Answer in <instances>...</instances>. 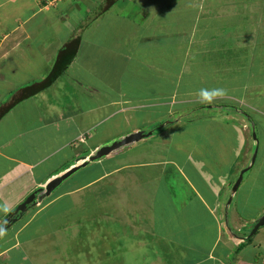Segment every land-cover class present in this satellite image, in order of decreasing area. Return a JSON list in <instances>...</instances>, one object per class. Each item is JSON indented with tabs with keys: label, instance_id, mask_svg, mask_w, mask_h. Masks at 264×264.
Instances as JSON below:
<instances>
[{
	"label": "crops",
	"instance_id": "crops-1",
	"mask_svg": "<svg viewBox=\"0 0 264 264\" xmlns=\"http://www.w3.org/2000/svg\"><path fill=\"white\" fill-rule=\"evenodd\" d=\"M56 3L55 8L59 12H56L54 6H41L38 2L33 5L25 0L22 3L24 6L15 8L12 14L0 21V68L12 72L6 83L3 82L6 77L0 80V105L7 102L17 88L42 81L55 69L60 74L49 87L18 103L0 120V137L8 136L7 140H0V185L5 186V183L10 181L8 190L4 187H0V190L6 193L7 199V193L12 192L13 195L15 192L18 195L17 201L9 203L5 202L4 196L0 197L5 207H10L16 202L19 204L23 200L22 192L29 194L47 182V176L55 174L57 177L82 162L81 156L89 155L99 146L110 143L112 139L116 140L135 132H121L118 135L117 132H112L102 140L97 137V133L106 129L108 123L117 125L115 123L130 109V100L133 101L136 96L149 100V107L160 108V99L165 96V77L162 71L166 64L167 37L170 35L168 39L171 38L172 43H179L181 28L192 24L197 16L184 12L192 9H187V3L183 0H168L159 5H156V0H116L109 9H104L108 0H59ZM63 13H68L70 18H62ZM106 13L110 14L109 18L116 16L115 20L107 18V22L103 23L104 29L113 33L111 43L116 41V37L120 39L119 43L116 42L111 47L117 48L116 54L121 57L119 61H124V69L131 75L126 77L123 72L120 76L106 71L100 74L97 68L88 70L83 76V71H74V74L78 72L82 79L76 77L77 80L75 78L72 81L76 82V96H71V90H64L67 83L62 76L72 65L79 66L80 61L77 62L76 59L81 51H84L88 58L97 53V41L92 42L89 35L97 39L98 36L90 34V27ZM201 14L200 19L204 17V11ZM22 24L26 25L24 30H21ZM126 34L130 36L124 40ZM78 38L79 44L74 46L72 41ZM76 48L77 51L73 54L72 51ZM96 60L99 59L96 58L94 64L98 65ZM240 64L242 62H239L238 66ZM235 65L236 63L232 68ZM224 69L223 62L220 70ZM251 72L256 73L254 69H251ZM244 76L242 74L234 81V84L238 82L237 89L243 91L239 98L245 91L240 89L246 85ZM134 77L136 79H133ZM12 86L16 87L15 90H5L6 87ZM52 89L59 91L56 97H63L65 92L69 101L71 98L76 103L87 101L88 107L77 112L67 110L63 112V116H41L40 113L36 115L29 102L46 91V94L52 93ZM120 104L123 106H118ZM29 111L34 113V117H27ZM202 111L206 112L200 108V112ZM257 111L258 113H253L249 124L246 121L251 132H256L254 151L258 148L252 155H247L244 147L241 149L245 144L246 130L242 129L240 132L241 127L231 130L228 126L223 130L222 124L220 129L213 130L212 121L209 120L211 140L209 146L204 144L197 149L201 154L191 155L184 150L183 156L166 152L160 159L158 154L141 161L128 159L118 165L113 164L109 169H103L98 178L88 180L90 183L87 182L89 184L84 187L78 186L67 192L74 196L82 188L97 184L105 177L110 179L111 184L123 187L121 192L124 197L125 191H128L126 183L130 184L129 187L137 186L136 191L142 194L143 206L147 208L140 211L143 217L142 228L146 229L155 243L152 245L154 257L148 264H165V261L166 264H264V225L254 231L258 221L264 216V113ZM142 112H149L148 108L145 107ZM162 118L163 116L148 119L145 121L147 127ZM69 120L73 123H68ZM199 125L204 126H196ZM45 130H48L46 135ZM37 131H41L39 138L29 143L22 139ZM196 144L202 143L196 140ZM208 148L209 153H206ZM110 155L106 159L110 160ZM43 162L47 165L53 162L54 169H48L45 173L38 170L39 167L47 166H36ZM34 165L38 168L35 169ZM88 166H92L91 163ZM249 167L253 178L248 180L245 187L239 186L237 196L232 195L229 198L235 180L241 171L244 180ZM15 169H20L21 177L24 178L21 180L22 186L14 179ZM257 177L261 179L258 190L252 184H255ZM28 185L31 186L30 191L25 190ZM18 186L19 188H16ZM176 187L179 189L175 190ZM177 194L181 195L172 197ZM56 197L58 196H53L54 199ZM226 211H229L228 218L232 223L230 225H223L222 222ZM118 217L113 220L123 223L126 227L128 225L130 231H133V227L128 224L129 217H126L127 220ZM91 219L95 220L96 217ZM74 221L82 224L81 220ZM152 223L158 225L156 233L155 228L151 227ZM193 232L195 238H185ZM115 234L117 239V232ZM113 249L116 250V247Z\"/></svg>",
	"mask_w": 264,
	"mask_h": 264
},
{
	"label": "rangeland",
	"instance_id": "rangeland-1",
	"mask_svg": "<svg viewBox=\"0 0 264 264\" xmlns=\"http://www.w3.org/2000/svg\"><path fill=\"white\" fill-rule=\"evenodd\" d=\"M27 1L32 2L33 5L38 2L41 6L48 5L50 8L52 6L55 8L56 2L59 0L54 3H50L53 0H47L48 2H44V0ZM164 1L156 0V5L165 4L168 0ZM183 1L187 3V9H192L184 12L187 15L194 13L197 16L195 21L192 20V24L184 25L181 28V41H178L179 43H172L171 38L168 39L170 35L167 37L165 42L167 46L166 64L162 71L165 77V96L160 99V108L155 107L153 109L148 105L150 104L149 100L136 96L133 101L130 100L128 105L130 109L126 110L120 120L115 123L117 125L108 123L106 129L104 128L97 133V137L102 140L103 137H108L112 132L114 134L117 132L118 135L121 132L124 134L144 129L146 132L145 139L143 138L136 144L133 143L113 152L110 155V160L105 157L98 163L92 162V166L79 170L67 179L47 200L29 204L25 211L15 212L11 218L10 213L19 204L16 202L10 207H5L3 201L0 200V226H6L5 229L0 230V264H148L149 260L154 257L153 246L155 243L146 229L142 228L143 217L140 211L142 208V210L147 208L143 206L142 194L136 191L137 186L129 187L130 184L126 183L128 191H125L126 197H124L121 192L123 187L114 183L111 184L110 179L105 177L97 184L82 188L74 196L67 190L78 186L84 187L90 183L88 180L98 178L103 169H109L113 164L118 165L128 159L129 161H141L144 158L151 159L153 154H158L160 159L165 156L166 152H169L170 155L179 153V156H183L184 150L191 155L201 154L202 152L197 149H200L204 144L209 146V140H211L209 120L212 121L213 130L215 128L220 129L221 124L223 130L227 126L231 130L234 127H241L240 132L242 129L246 130L245 144L241 146V149L244 147L247 155H252V152L256 153L258 147L255 148V151L253 148L256 132L254 130L251 132L248 124L250 120L252 121L253 113H258L257 110L264 113V0ZM7 2L9 3L8 6ZM23 2L25 0H0V21L12 14L15 8L20 9L21 6H24L22 5ZM166 7H168L167 4ZM55 10L59 12L57 8ZM203 11L204 17L200 19ZM2 13L4 14L2 15ZM104 15L101 20L98 19L90 27V34L93 33L98 36L97 39L95 36L89 35L92 42L97 41V53L89 56L92 58H88L84 51H81L78 54V59H76L77 62L80 61L79 66L72 65L67 73L62 76V79H65L64 81L67 83L64 90H71V96H76V82L72 81L76 77L82 79L81 75L78 72L74 74V71H83V76L88 70L97 68L100 74L106 71L120 76L123 72L126 77L131 75L129 71L124 69V61H119L121 57L116 54L117 48L111 47L116 42L119 43L120 39L116 37V41L111 43L114 35L107 32L103 24L107 22L110 14ZM69 16L68 13H63L62 18H70ZM115 18L116 16L109 19L115 20ZM22 27L21 30H24L26 25L22 24ZM129 36L126 34L124 40L129 39ZM147 47L149 46L147 45ZM86 50L88 52V49ZM89 50L91 54L92 51ZM96 58L101 60V62L96 60L98 65L94 64ZM223 62L225 69L220 70ZM239 62L242 64L238 66ZM100 63L101 65H99ZM235 63V67L232 68ZM254 64L259 69L258 73L251 72V69H254ZM77 67L78 69H76ZM242 74L245 75L243 80H246V85L240 87L245 91L243 98H239L243 91L237 89L238 82L234 84V81L239 79ZM11 75L12 72H8V69L0 68V80L6 77L4 83L9 80ZM15 88L13 86L6 87L5 90L13 91ZM202 89H206L210 93L215 92V95L210 100L202 101L200 97ZM47 92L41 93L29 102L36 115L40 113L41 116L43 114L46 116L54 114L63 116V112L67 110L77 112L88 107L87 101L86 103H76L71 96V101H69L65 92L63 97L61 95L55 96L59 92L56 89H52V93L46 94ZM156 102H158L157 98ZM143 107H147L149 112H142ZM200 108L206 112H200ZM33 112L29 111L27 117H31ZM162 116L163 118L159 119L157 123L154 122L151 127H147L145 121ZM66 123L67 121L64 122V124ZM68 123L72 124L73 121L69 120ZM197 124H204V126L199 125L197 127ZM40 133L41 131L31 132L30 137L22 139L29 143L33 139L39 138ZM44 134H48V130H45ZM7 139L8 136L0 137V140ZM196 140H200L202 144H196ZM88 146L86 148H89ZM90 147L94 148V146ZM207 150L206 153H209V148ZM22 153L24 154V151ZM40 163L35 165H41V167L47 165L45 162ZM52 163H48L44 168L34 166L35 169L38 168L45 173L48 169L51 171L54 169ZM250 167L240 188L245 187L248 180L253 178ZM32 169L35 172L34 167ZM242 173L243 171L239 176ZM13 176L17 180V184L22 186L21 183L24 178L21 177L20 169H15ZM47 177L45 181L49 182L55 178V174ZM260 181L261 179L257 177L255 184L252 182L254 185L252 186L256 190H258ZM47 182H43L44 184L42 183L43 185L40 186L46 185ZM9 184L10 181L6 182L5 186L0 185V187L8 190ZM29 188H31L30 185L25 187V190L30 191ZM178 189V187L175 188V190ZM1 190L0 197L4 196L6 203L13 200L17 201L18 195L15 192L13 195L12 192L7 193L9 197L7 199L6 193L1 192ZM17 191L19 192L20 189ZM230 194L229 198L232 195L237 196V191L231 188ZM180 195L177 194L172 197L175 198ZM27 196V192H22L21 199H25ZM53 196L58 197L54 199ZM116 216H119L118 219L129 217L126 220H129L128 224L133 227V231H130L128 225L126 227L123 223L114 221ZM94 217H96L95 220L91 219ZM228 217L229 211L228 213L226 211L222 221L223 225L232 224ZM76 219L81 220L82 224H77L74 221ZM134 223L136 224L134 225ZM152 225L151 227L157 229L158 225L155 223ZM223 225L222 227H224ZM233 229L235 228L233 227ZM185 232L188 233L187 230ZM195 237L194 232L185 236V238L191 239ZM113 247H116L117 251Z\"/></svg>",
	"mask_w": 264,
	"mask_h": 264
},
{
	"label": "water",
	"instance_id": "water-1",
	"mask_svg": "<svg viewBox=\"0 0 264 264\" xmlns=\"http://www.w3.org/2000/svg\"><path fill=\"white\" fill-rule=\"evenodd\" d=\"M146 135L144 130H138L132 133H129L117 140H114L112 143L104 144L94 149L89 155H84L81 157L82 162L75 165L68 171L59 176L55 177L51 181L47 182L46 185L40 186L33 190L28 196L17 206L15 212L25 211L27 206L32 203L43 202L47 199L53 192H55L67 179L72 177L79 170L87 167L90 163L99 161L108 155L112 154L115 151L120 150L123 147L131 145L139 140L143 139ZM255 136V134H254ZM243 180V173L239 176V179L233 185V190L237 191L241 182ZM264 225V216L258 221L254 231H256L260 226ZM3 229V226H0V230Z\"/></svg>",
	"mask_w": 264,
	"mask_h": 264
},
{
	"label": "trees",
	"instance_id": "trees-1",
	"mask_svg": "<svg viewBox=\"0 0 264 264\" xmlns=\"http://www.w3.org/2000/svg\"><path fill=\"white\" fill-rule=\"evenodd\" d=\"M44 2H48L47 0H44ZM116 2V0H108L107 5L105 6L104 9H109L114 3ZM79 38L76 39L75 41H72V44H74V46H78L79 44ZM68 51V50H67ZM77 51V48L75 50H73V54H75ZM69 55V53H66ZM64 60V59H63ZM256 64V63H255ZM254 64V71L256 73L259 72V69L256 68ZM60 74L58 72H56V69L53 70V72H51L45 79H43L42 81L39 82H35L30 86H26V87H21V88H17L13 94L10 96V99L1 104L0 105V120L13 108L15 107L18 103H20L21 101L32 97L34 95H36L37 93H39L40 91L44 90L45 88L49 87L54 81L55 79L59 76ZM14 214V211H12L10 213V218L11 215ZM162 217V216H161ZM6 226H3V229H5ZM154 229V227H152ZM158 228V227H157ZM155 233H156V228H155Z\"/></svg>",
	"mask_w": 264,
	"mask_h": 264
},
{
	"label": "clouds",
	"instance_id": "clouds-1",
	"mask_svg": "<svg viewBox=\"0 0 264 264\" xmlns=\"http://www.w3.org/2000/svg\"><path fill=\"white\" fill-rule=\"evenodd\" d=\"M54 3V2H53ZM213 95H215V92H209L208 90H206V89H202L201 91H200V97H201V100L202 101H205V100H210L211 99V97L213 96ZM109 156V155H108ZM82 161V160H81ZM51 196V195H50ZM26 198V197H25ZM49 198V197H48ZM47 198V199H48ZM47 199H45V200H47ZM24 200V199H23ZM22 200V201H23ZM44 200V201H45ZM43 201V202H44ZM21 203V202H20ZM19 203V204H20ZM15 211V210H14ZM2 227V226H1Z\"/></svg>",
	"mask_w": 264,
	"mask_h": 264
},
{
	"label": "built area",
	"instance_id": "built-area-1",
	"mask_svg": "<svg viewBox=\"0 0 264 264\" xmlns=\"http://www.w3.org/2000/svg\"><path fill=\"white\" fill-rule=\"evenodd\" d=\"M57 0H53L52 2H50V3H53V2H56Z\"/></svg>",
	"mask_w": 264,
	"mask_h": 264
}]
</instances>
